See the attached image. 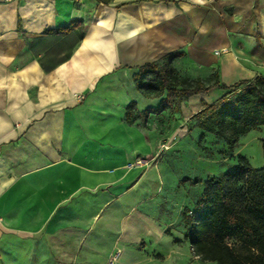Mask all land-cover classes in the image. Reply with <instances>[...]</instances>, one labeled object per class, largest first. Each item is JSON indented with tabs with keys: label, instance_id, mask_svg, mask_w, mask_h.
I'll use <instances>...</instances> for the list:
<instances>
[{
	"label": "crops",
	"instance_id": "0c3cea01",
	"mask_svg": "<svg viewBox=\"0 0 264 264\" xmlns=\"http://www.w3.org/2000/svg\"><path fill=\"white\" fill-rule=\"evenodd\" d=\"M170 51L189 78L264 77V0H0V264H183L158 157L214 86L144 113L132 74Z\"/></svg>",
	"mask_w": 264,
	"mask_h": 264
},
{
	"label": "trees",
	"instance_id": "16d2710c",
	"mask_svg": "<svg viewBox=\"0 0 264 264\" xmlns=\"http://www.w3.org/2000/svg\"><path fill=\"white\" fill-rule=\"evenodd\" d=\"M72 27L70 22L51 31L66 33ZM180 56L182 52L170 51L136 66L132 74L135 90L145 97L159 98L158 105L144 109V113L177 112L191 95L217 86L225 93L213 103L201 101L203 107L192 115L201 137L211 133L232 151L242 135L264 129V77L229 85L220 82L215 72L208 78H189L178 74L174 65V59ZM136 110L134 101L127 103V122L133 120ZM261 143L260 167L254 168L246 156L237 155L236 165L222 174L207 176L193 207L181 210L183 238L201 261L264 264V139ZM227 239L238 246L228 244Z\"/></svg>",
	"mask_w": 264,
	"mask_h": 264
},
{
	"label": "rangeland",
	"instance_id": "374dc122",
	"mask_svg": "<svg viewBox=\"0 0 264 264\" xmlns=\"http://www.w3.org/2000/svg\"><path fill=\"white\" fill-rule=\"evenodd\" d=\"M219 90H222V88L214 86L212 91L207 93L206 98L208 101L213 102L216 100V91ZM188 103L187 106H184L183 114L186 110L197 105L192 100ZM158 118L159 124L167 120L163 116H158ZM195 121V118L191 115L183 121L182 124H185L187 129L185 134L174 131L171 135V141L174 145L170 150L160 149L158 157L162 175L165 176L161 195L163 203L162 216L166 220H172L175 224L178 221L179 209L181 211L183 207H193L196 197L201 192L203 180L209 175L222 174L225 170L236 165L237 155H246L250 164L254 167L263 164L260 140L251 139L259 129L256 128V130L242 135L238 145L231 151L224 141L217 139L211 133H206L201 137V131L195 127ZM226 242L235 246L239 244L233 239H227ZM183 249L187 251V253H183V264H217L215 261H201L192 258L186 243H183ZM187 254H189L188 257H185Z\"/></svg>",
	"mask_w": 264,
	"mask_h": 264
},
{
	"label": "built area",
	"instance_id": "2783aa9c",
	"mask_svg": "<svg viewBox=\"0 0 264 264\" xmlns=\"http://www.w3.org/2000/svg\"><path fill=\"white\" fill-rule=\"evenodd\" d=\"M144 163H147V162H146L145 160H141V159H138L137 162H136V164H139V165H140V164L142 165V164H144ZM131 165H132V164H130L129 166H131ZM112 259H113V257H112Z\"/></svg>",
	"mask_w": 264,
	"mask_h": 264
}]
</instances>
